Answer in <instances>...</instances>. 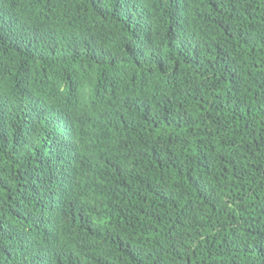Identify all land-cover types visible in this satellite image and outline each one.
I'll use <instances>...</instances> for the list:
<instances>
[{
    "label": "trees",
    "instance_id": "1",
    "mask_svg": "<svg viewBox=\"0 0 264 264\" xmlns=\"http://www.w3.org/2000/svg\"><path fill=\"white\" fill-rule=\"evenodd\" d=\"M0 264H264V0H0Z\"/></svg>",
    "mask_w": 264,
    "mask_h": 264
}]
</instances>
